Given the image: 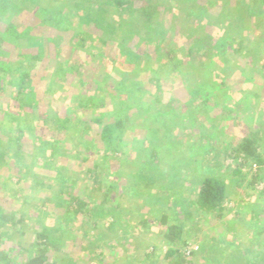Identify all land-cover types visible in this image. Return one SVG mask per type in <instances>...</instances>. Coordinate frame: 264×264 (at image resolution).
<instances>
[{
  "label": "rangeland",
  "instance_id": "obj_1",
  "mask_svg": "<svg viewBox=\"0 0 264 264\" xmlns=\"http://www.w3.org/2000/svg\"><path fill=\"white\" fill-rule=\"evenodd\" d=\"M91 1L102 3V0ZM212 1L221 3L224 8L221 14L227 16L229 13L235 26L244 30L240 48H234L237 45H233V49L225 45L220 46L213 24L217 15L210 12L207 22L202 18L201 11L193 0H133L132 11L108 5L104 17L111 25L108 30L111 35H107L100 24L97 25V33L107 40L104 49L109 57H120L122 52H129V55L137 56L141 67L147 68L144 73L150 77L154 74L158 76V81L153 80L147 86L145 97L142 96L141 100L135 97L137 92L125 90L126 95H130L133 101H139L141 109L144 113L147 112L149 117V120L140 118L135 101L134 108H129L128 111V120L135 123V134L142 137L144 125H141L145 123L151 127V116L157 115L168 104L177 105L180 111L188 105V108L192 109V116L180 121L186 125V128L182 129L183 133H180L184 134V147H188V144L194 150L197 145L210 144L211 153L207 162H211V158L216 156L215 161L221 168L223 178L227 179L232 187L231 200L225 204L224 210L199 212L195 218H186L185 236L190 242L185 250L195 248L192 256L194 264H205L206 259L211 260V264H223L219 262L221 254L215 250L216 247H207L202 243L207 239L209 242H231L233 232L237 234V238L232 242L231 248L238 243L248 250L235 257V263L233 261L228 264H248L249 260L256 258L255 252L251 254V250L257 245L254 222L250 220V208L263 204L253 198V194L257 192L248 182L256 166H242L243 171L238 177L232 178L230 174L236 167H241L239 159L233 158L235 153L232 147L244 134L256 138L258 146L261 150L264 149V0ZM69 5L71 6V3L68 2L65 6V14L70 13ZM142 5L147 6L146 11H151L154 15L148 25L144 23V12L138 13L137 7ZM77 25L79 24L76 19H73L72 26L76 28ZM4 26V21L0 19V30ZM80 26L84 29L86 25ZM106 26L107 29L109 25ZM199 26H202L201 29ZM70 29L66 28V23L61 24V27L50 24L45 33L53 35L56 43H59L60 55L57 60L54 59L53 67L49 66L48 69L46 63L41 67L43 61L34 65L38 72L50 71L52 74V87L49 91L50 95L54 96L49 109L53 116L52 121L43 123L36 115L18 110L16 102L10 99V90L6 89L0 95V107H8L10 111L22 114L23 120L20 135L23 145L18 154H14L18 147L11 139L20 134L17 123L11 122L9 125L3 120L6 116L0 115V189L4 188L0 195L8 199L6 207L9 210L18 211L21 208L24 211L23 218L27 226L21 228L22 232L13 231L12 225L3 226V250L13 256L14 264H21L25 256L21 247L34 240L37 229L48 226L52 228L51 241L56 243L50 249V258L63 257L58 260V264H114L112 261H115V264H163L166 242L161 237L165 227L158 222L156 215L151 214L150 205L146 202L147 196L154 190H148L145 197H137L134 192H138L139 186H132L133 188H129L134 191L131 195H118L121 190L132 185L129 181L134 180L132 173L137 170L138 165L125 163L127 157L114 152L111 149L113 145L100 141V125L94 123L93 118L103 109L79 107V100L83 96L94 95L99 99L108 96V110L116 109L114 105L124 101L127 96L120 97L118 88L117 93L111 80L105 85L93 82L79 83L83 74L95 70L100 63L103 64L105 57L96 55L99 45L96 40L95 43L86 40L75 51L72 50L71 46L82 34ZM216 44L226 50L219 54L225 60H217L218 62L210 67L209 59L217 55ZM155 46L159 49L157 58ZM193 46L198 49L187 54L188 49ZM167 51H174L176 55L177 64L171 70L168 68L170 62L168 63L164 56ZM203 62L209 67L202 65ZM198 63L201 65L197 69ZM25 64L23 62L21 65ZM70 65H73V70L69 69ZM111 74V78L119 76L116 70ZM211 79L225 80L224 87L217 90V95L210 97V105L202 106V100L199 99L192 108V99H197H191L189 92L197 87L198 82ZM53 90L55 92H52ZM155 97H159L160 101L149 106ZM131 106L133 107V104ZM40 138L49 141L48 146L56 143V152H40ZM78 152L80 158H77ZM127 152L130 153V150ZM134 154L133 152L130 156ZM170 160L166 158L168 165ZM117 163L119 165L111 168ZM245 171H249V174L241 178ZM187 174L186 168L179 166L173 183H177L180 177L188 180L189 177H185ZM118 177L121 179L118 180ZM35 180L41 184H36ZM64 180L67 182L64 190L76 194L83 190L82 195L87 197L89 206L96 205L97 201L101 200L103 188L114 182L116 187H112L106 204H112L115 200L118 210L116 214L120 215V222L110 228L111 217L103 215L106 213L104 210L89 217L80 214L70 220V223L75 221V224H71L67 231L61 234L63 224L67 222L59 217L62 204L53 201L46 204L43 199L51 192L55 193V197L60 194L61 198L67 199V192L60 193ZM98 182L102 184L100 191ZM185 195L187 192H184ZM241 200L244 201L243 205ZM190 201L183 199L184 204L189 205ZM179 204L181 206L182 203ZM175 208L179 209V205ZM173 213L182 217L178 210ZM142 216L150 221L148 227L138 222ZM69 244L73 248L69 247ZM152 245L158 253L152 256L151 262H145L142 252L150 251ZM249 253L251 255L248 258ZM261 262H264V258Z\"/></svg>",
  "mask_w": 264,
  "mask_h": 264
},
{
  "label": "trees",
  "instance_id": "obj_2",
  "mask_svg": "<svg viewBox=\"0 0 264 264\" xmlns=\"http://www.w3.org/2000/svg\"><path fill=\"white\" fill-rule=\"evenodd\" d=\"M193 1L197 9L201 11L202 18L206 19L207 22L210 12H215V15H217L214 17L216 21L213 24L217 33V41H220L221 47L224 45L232 49L233 45H237L234 48L241 47L240 40L243 38L244 30L235 26L229 13L227 16L221 14V12H224L221 3L217 4L212 0ZM68 2L71 3V6L69 5L68 7L70 13L65 14L64 10H66L65 6ZM101 2L98 4L91 0H73V2L71 0H0V19L5 23L4 28L0 30V95L6 89L10 90V99L16 102L18 110L32 113L33 116L36 115L43 123H47L53 117L49 113V109L53 104L52 100L54 99V96L49 93L51 91L50 87H52L50 86V76L52 74L50 71L38 72V69L34 65L43 61L40 64L41 67L45 63L48 64L47 69L49 66L53 67V61L59 57L61 47L59 43H56L53 35H50L48 32L45 33L46 29L52 23L60 27L61 24L66 23V28H71L70 30L78 34H84V36L79 35L76 38L77 41L71 46L74 51L80 45H83L86 40L93 42L96 40L99 43L96 55L104 56V63H100L91 72L86 71L83 74V78L79 80V83L93 82L105 85L108 80H111L116 90L118 88L119 96L127 97L124 101H120L114 105L116 109L108 110L109 106L106 103L108 96L100 99L94 95L83 96L79 100V107L103 109V111L93 118L94 123L100 125V131L98 132L100 141L113 145L111 149L114 152H118L120 156L127 157L125 158V163H136L138 165L136 167L137 170L132 173L134 180L129 181L132 182V185H128L127 189L121 190L118 195L121 193L131 195L134 191H130L131 189L129 188H133L132 186L134 188L139 186L137 188L139 189L138 192H134L137 197H145V194H148V190H154L153 193L147 196L146 202L150 205L149 211H151V214L153 216L156 215L159 219L158 222L165 227L161 237L166 242L163 252V264H194L192 256L195 253V248L192 247L190 250H185L190 242L185 236L184 223L186 218H195L199 212L211 213L224 210L225 204L231 200L232 187L228 180L223 178V174L220 172L221 168L218 167L215 161L216 156L211 158V162H207V158L211 153L209 151L210 144L197 145L194 150L188 144L186 145L188 147H184V134L181 135L180 133H183L182 129H185L186 125L180 121L183 118L192 116V109L191 107L188 108V105L184 110L180 111V107L178 108L177 105L168 104L157 115L151 116V127L145 125V123L141 125H144L142 137L135 134V123L128 120L129 108H134L135 101L138 106V114L141 116L140 118L149 120V117H147V112L144 113V110L141 109L142 106L138 104L139 101L136 99L133 101L130 95H126L125 90L130 89L127 92H137L138 95L135 97L140 99L143 96L144 98L147 86L153 80L158 81V76L153 73L154 76L150 77L147 73H144L143 71L147 68L145 66L141 67L136 59L137 56L129 55V52H122L120 57L111 58L108 56L107 51L104 49L107 40L104 36L98 35L97 25L100 24L106 34L110 36L111 34L108 30L111 25L106 22L104 17L107 6L114 5L115 7H121L123 10L132 11L134 2L133 0H102ZM137 8L139 14L140 12H144V23L146 25L150 24L154 18L153 12L146 11L148 7H144V5ZM73 19H76L79 24L76 28L72 26ZM81 24L86 25L84 29L80 26ZM106 25H109L107 29ZM201 27L199 26L200 29ZM215 47L217 48V55H213L212 59H209V63L212 65H209L210 67H213L215 62H218L217 60H225L219 54L226 52V50H222L218 44ZM155 49V58H157L159 49L157 47ZM197 49L198 47H190L187 54H191ZM164 56L166 61L170 62L171 68L168 67L169 70L173 69L177 64L174 51H167L164 53ZM23 62L26 63L24 66L21 65ZM205 63L203 62L202 65ZM199 65L201 63H198L197 69ZM204 66L209 67L207 64ZM69 69L73 70V65H70ZM100 70L101 72H99ZM115 70L119 73V76L111 78V72ZM224 85L225 80L223 79L198 82L197 87L189 92L191 99L195 97L197 99L196 101L192 99V108L195 106L194 103L199 99L202 100L200 103L202 106L210 105V97L217 95V90L224 87ZM52 92H55V90ZM157 101H160L159 97H155L149 106H153ZM132 104L133 107L131 106ZM0 112V115L6 116L3 119L6 121L5 123L9 125L11 122L17 123V130L20 134L19 136L15 135L11 140L18 147V150L14 154H18L17 152L21 150L23 145L20 136L23 130L21 127V121H23L22 114L14 113L8 107H0ZM178 113L180 114L178 115ZM178 130H182V132ZM40 142V152L43 153L45 150H48L46 152H56V143L48 146L49 141L43 138H40ZM256 142V138H250L244 134L235 143V146L232 147V151L235 153L233 158L235 160L239 159L241 167H236L230 174L232 178L238 177L243 171L242 166H256L248 182L251 188L257 192L253 194V198H256L260 202L262 201L263 204L260 203L250 208V220L254 222L253 227H255L254 233L257 245L251 250V254L255 252L256 258L249 260L248 264H264V262H261V259L264 258V149L262 148L261 150ZM48 148L51 149L49 150ZM128 149L130 153L127 152ZM133 152L135 154L130 156ZM167 157L171 159L169 165L166 161ZM77 158H80L79 152ZM119 160L118 162H120ZM116 165H119V163L113 164L111 168ZM181 165L186 168L188 174L185 177H189V179L180 177L177 183H173L176 171ZM248 174L249 171L243 172L241 178L246 177ZM119 179L121 178L118 177ZM35 183L41 184L37 180H35ZM62 183L60 193L67 192L66 194L69 196L67 199L61 198L60 194L55 197V193L52 192L47 194L43 199V202L46 204L52 201L53 203L60 202L62 204L59 217L60 219H65L67 222L63 224L61 234L66 232L71 224H75V221L70 223V220L80 214L89 217L104 210L106 213L103 215L111 217L109 221L110 228H113L114 224L120 222V215L117 216L116 214L118 210L114 202L115 200L112 204H106V199L111 195L110 191L112 187H116L114 182H110L109 186L103 188L101 200H98L94 206H89L87 197L82 195L83 190L78 191L81 195L68 192L67 189L64 190L67 187L66 180L62 181ZM97 184H99L98 190L100 191L102 184L99 182ZM2 189L4 188L1 187L0 194ZM184 192H187V195L184 196ZM184 198L188 199V201L191 200L189 205L187 203L184 204ZM180 202L182 203L181 206ZM241 202L243 205L244 201L241 200ZM7 203L8 199L0 195V264H14L15 262L13 256L3 250L2 227L12 225L13 231L22 232L21 228L26 226L24 222L25 218H23L24 211L21 208L18 211L9 210L6 207ZM178 205L179 209L175 208ZM176 210L182 213V217L174 215L173 212ZM17 213L19 214L18 216ZM138 222L148 227L150 221L142 216V219ZM51 229L48 226H42L41 229L35 231L34 240L29 242L27 246L21 247L25 254L24 259L21 260V264H58V260H61L63 257L61 259L54 257L53 259L49 255L51 247L56 245V243L51 241V237L53 236ZM70 234L68 233V235ZM70 236L73 235L71 234ZM232 236L231 242H209L208 239H205L206 241H203L202 244L207 245V247H216L215 250L221 254L220 263L228 264L233 261L235 263V257H239L243 252L246 253L248 249L240 246L238 243L231 248V244L237 238V234L233 232ZM69 247L73 248L70 244ZM156 251V247L152 245L150 251L142 252V259L145 262H151L152 256L158 253ZM251 254H248V258ZM112 262L115 264V261ZM205 264H211V260L206 259Z\"/></svg>",
  "mask_w": 264,
  "mask_h": 264
}]
</instances>
